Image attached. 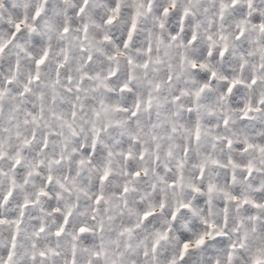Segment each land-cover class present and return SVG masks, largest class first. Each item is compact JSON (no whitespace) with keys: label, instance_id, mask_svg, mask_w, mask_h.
Instances as JSON below:
<instances>
[{"label":"clouds","instance_id":"1","mask_svg":"<svg viewBox=\"0 0 264 264\" xmlns=\"http://www.w3.org/2000/svg\"><path fill=\"white\" fill-rule=\"evenodd\" d=\"M0 264H264V0H0Z\"/></svg>","mask_w":264,"mask_h":264},{"label":"snow or ice","instance_id":"2","mask_svg":"<svg viewBox=\"0 0 264 264\" xmlns=\"http://www.w3.org/2000/svg\"><path fill=\"white\" fill-rule=\"evenodd\" d=\"M198 243H202V240L201 241H198Z\"/></svg>","mask_w":264,"mask_h":264}]
</instances>
